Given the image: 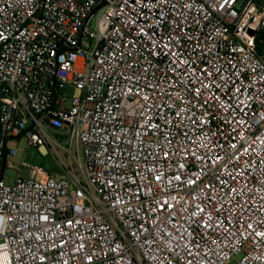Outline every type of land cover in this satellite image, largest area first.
I'll use <instances>...</instances> for the list:
<instances>
[{
	"label": "built area",
	"instance_id": "built-area-1",
	"mask_svg": "<svg viewBox=\"0 0 264 264\" xmlns=\"http://www.w3.org/2000/svg\"><path fill=\"white\" fill-rule=\"evenodd\" d=\"M233 260L264 264V2L0 0V264Z\"/></svg>",
	"mask_w": 264,
	"mask_h": 264
},
{
	"label": "rangeland",
	"instance_id": "rangeland-1",
	"mask_svg": "<svg viewBox=\"0 0 264 264\" xmlns=\"http://www.w3.org/2000/svg\"><path fill=\"white\" fill-rule=\"evenodd\" d=\"M95 23V16L92 19L91 24L94 25ZM70 95L72 94L73 89L69 88L68 89ZM50 136L56 137L55 133L52 130H49ZM62 144L66 145L65 138H60L59 139ZM28 146V138L26 136H21L20 138H11L8 141L7 148L8 150L10 149H16L17 150V155L15 157V163L16 165H20V162L23 160L25 157V160L29 162L31 165H42L46 169H52L54 171H64L66 168V165L70 164V159L68 156V153L64 151L63 149H52L49 148L48 146L45 145L47 149V153L44 154L39 151L37 147H29L27 150ZM74 154L76 153L77 155V145L76 143L74 144ZM79 158L81 163L84 165V156L81 150H79ZM76 170H79L78 164H76ZM28 171L24 170V175H26ZM15 170L10 169L9 172L7 173V181L13 182L14 176H15ZM233 264L235 263V260L232 262Z\"/></svg>",
	"mask_w": 264,
	"mask_h": 264
},
{
	"label": "water",
	"instance_id": "water-1",
	"mask_svg": "<svg viewBox=\"0 0 264 264\" xmlns=\"http://www.w3.org/2000/svg\"><path fill=\"white\" fill-rule=\"evenodd\" d=\"M102 5H103V4H101V5H99L98 7H96V8L94 9L93 13H96V12L99 10V8L102 7ZM5 149H6V147H5Z\"/></svg>",
	"mask_w": 264,
	"mask_h": 264
},
{
	"label": "trees",
	"instance_id": "trees-1",
	"mask_svg": "<svg viewBox=\"0 0 264 264\" xmlns=\"http://www.w3.org/2000/svg\"><path fill=\"white\" fill-rule=\"evenodd\" d=\"M260 3L264 2V0H259Z\"/></svg>",
	"mask_w": 264,
	"mask_h": 264
},
{
	"label": "snow or ice",
	"instance_id": "snow-or-ice-1",
	"mask_svg": "<svg viewBox=\"0 0 264 264\" xmlns=\"http://www.w3.org/2000/svg\"><path fill=\"white\" fill-rule=\"evenodd\" d=\"M157 179H159V177H157Z\"/></svg>",
	"mask_w": 264,
	"mask_h": 264
}]
</instances>
